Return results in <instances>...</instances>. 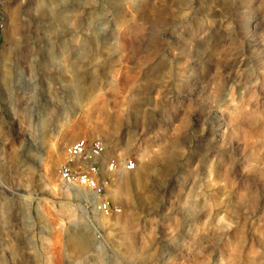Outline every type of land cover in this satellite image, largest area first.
<instances>
[{"label":"rangeland","instance_id":"obj_1","mask_svg":"<svg viewBox=\"0 0 264 264\" xmlns=\"http://www.w3.org/2000/svg\"><path fill=\"white\" fill-rule=\"evenodd\" d=\"M0 264H264V0H0Z\"/></svg>","mask_w":264,"mask_h":264},{"label":"built area","instance_id":"obj_2","mask_svg":"<svg viewBox=\"0 0 264 264\" xmlns=\"http://www.w3.org/2000/svg\"><path fill=\"white\" fill-rule=\"evenodd\" d=\"M67 159L57 169L60 181L70 188L87 191L91 194L92 208L106 216L117 214L120 207L110 204L108 188L114 181L118 161L106 156V146L99 140L80 138L66 147ZM125 171H133L136 162H124Z\"/></svg>","mask_w":264,"mask_h":264}]
</instances>
